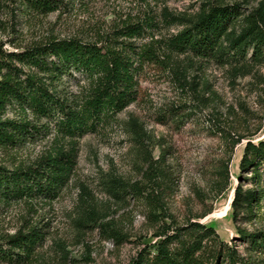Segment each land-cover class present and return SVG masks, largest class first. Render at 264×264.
Here are the masks:
<instances>
[{"label": "trees", "instance_id": "16d2710c", "mask_svg": "<svg viewBox=\"0 0 264 264\" xmlns=\"http://www.w3.org/2000/svg\"><path fill=\"white\" fill-rule=\"evenodd\" d=\"M75 2L14 0L15 5L39 16L71 10ZM6 5V0H0V17ZM170 23L181 26L165 39L173 53L215 59L244 75L264 64V0L248 14L240 3H210L194 15L174 16ZM156 27L157 19L150 16L116 27L99 41L53 38L20 50L0 49V149L20 150L52 133L63 139L35 165L9 168L0 163L1 202L60 197L78 164V139L97 132L135 103L146 67L162 65V41H155ZM147 39L151 40L145 42ZM83 83L75 96L63 90L65 84ZM173 111L170 117L177 122L190 119L196 112L191 109L185 115L182 110ZM132 125L144 145L148 132L135 120ZM214 125L215 132L231 148L212 182V190L220 197L231 184L233 151L246 136L221 122ZM167 155L162 151L158 158L150 157L142 180L111 177L106 181L108 192L121 208L144 203L149 221L163 237L155 251L148 248L140 252L131 264H259L264 260V136L247 141L232 200L233 219L250 224L238 226L240 240L247 243L245 253L225 242L211 225L199 220L178 224L167 202V193L174 185ZM199 195L203 196L201 192ZM86 202L82 199V204ZM212 211L213 206L205 215ZM75 221L81 232L98 229L104 239L118 246L130 240L116 219L91 205L87 204ZM48 234L49 230L35 224L1 238L0 264H31Z\"/></svg>", "mask_w": 264, "mask_h": 264}, {"label": "rangeland", "instance_id": "374dc122", "mask_svg": "<svg viewBox=\"0 0 264 264\" xmlns=\"http://www.w3.org/2000/svg\"><path fill=\"white\" fill-rule=\"evenodd\" d=\"M260 1L76 0L71 10L39 16L15 5L14 0H6L8 5L0 17V49L4 51L20 50L53 38L99 41L116 27L153 16L158 24L153 31L155 41H162V65L146 67L135 103L97 132L78 139V164L59 198L0 201V239L38 224L49 234L31 264H131L140 252L148 248L155 251L163 237L157 235L158 227L149 221L144 203L133 202L121 208L108 192L106 181L111 177L142 180L147 160L166 151L174 183L167 193V202L178 224L199 220L211 225L225 242L245 253L247 243L240 240L238 226L250 224L233 219L232 200L245 145L249 139L258 141L264 136V64L252 67L246 75L239 74L232 65L215 59L173 53L166 47L165 39L181 29L170 23L174 16L194 15L210 3H240L248 14ZM84 85L65 84L63 90L75 96ZM173 109L182 110L185 115L191 109L196 112L190 119L177 122L170 117ZM133 120L148 132L144 145L135 134ZM220 122L246 138L232 154L231 184L217 197L212 182L218 166L231 153L215 132L214 123ZM62 142L52 133L20 150L0 149V163L9 168L35 165ZM82 199L98 212L109 213L130 240L118 246L104 239L98 229L81 232L75 219L87 205L82 204ZM212 206L213 211L205 215ZM259 264H264V260Z\"/></svg>", "mask_w": 264, "mask_h": 264}]
</instances>
